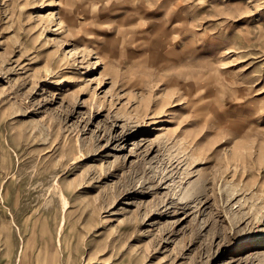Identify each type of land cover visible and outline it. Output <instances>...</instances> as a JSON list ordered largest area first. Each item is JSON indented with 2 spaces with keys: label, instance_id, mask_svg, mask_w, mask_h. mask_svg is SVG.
<instances>
[{
  "label": "rangeland",
  "instance_id": "1",
  "mask_svg": "<svg viewBox=\"0 0 264 264\" xmlns=\"http://www.w3.org/2000/svg\"><path fill=\"white\" fill-rule=\"evenodd\" d=\"M0 264H264V0H0Z\"/></svg>",
  "mask_w": 264,
  "mask_h": 264
}]
</instances>
